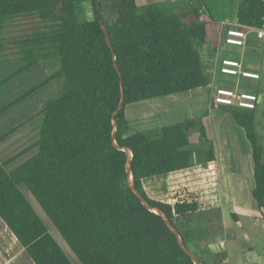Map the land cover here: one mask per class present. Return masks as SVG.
Returning <instances> with one entry per match:
<instances>
[{
  "label": "trees",
  "instance_id": "obj_1",
  "mask_svg": "<svg viewBox=\"0 0 264 264\" xmlns=\"http://www.w3.org/2000/svg\"><path fill=\"white\" fill-rule=\"evenodd\" d=\"M187 2V12L175 14L160 7L139 8L136 0H0V34L13 19L34 18L44 26L18 42L23 68L8 79L40 61L59 60L55 74L0 110L1 115L45 85L60 82L59 97L44 109L37 142L0 161V219L35 264L73 263L22 186L80 264H194L164 219L149 211L130 187L128 154L118 150L113 140L121 82L125 99L116 116V142L132 152L133 184L146 203L163 212L175 228L176 219L211 210L214 198L232 205L217 136L210 141L201 126L207 140L200 141L201 146L193 142L190 133L198 126L195 120L130 133V122L124 117L130 105L207 85L203 55L195 42L219 48L221 25L212 16L201 22L202 0ZM86 3L91 4L93 20L87 18ZM237 24L264 30V0H242ZM255 108L236 105L231 112L252 147V196L262 209L264 163L255 133ZM33 149L36 154L7 171ZM242 264H264V255L250 247L242 253Z\"/></svg>",
  "mask_w": 264,
  "mask_h": 264
},
{
  "label": "rangeland",
  "instance_id": "obj_2",
  "mask_svg": "<svg viewBox=\"0 0 264 264\" xmlns=\"http://www.w3.org/2000/svg\"><path fill=\"white\" fill-rule=\"evenodd\" d=\"M84 6L88 20H93L94 13L91 4L86 3ZM106 17L109 19L108 15H106ZM43 28L44 26L34 18L13 19L7 23L4 31L0 34V44L3 47L0 48L2 49L0 50V90L5 89L6 87L4 86L8 85L9 82L13 80H9L8 78H11L23 68V63L20 62L22 49L21 46L17 45L18 42L33 36L35 32L41 31ZM195 47L203 55V66L207 78V85L200 90L181 93L173 96V98L156 99L128 106L124 113V117L130 122L129 132L149 133L163 127L180 124L184 122L186 118L189 119V113L193 111L197 113L195 121L198 122V126L191 131L190 136L194 141H197L196 144L201 146L202 143L200 144V141L207 140L202 136L201 126L204 127L205 134L210 141L212 140L211 134L213 132L220 135V124L216 123L213 118L215 111L212 104L213 102L215 103L217 89L228 88L237 93L245 92L257 97V101L254 102L256 108L252 113L255 117L254 124L257 140L263 149L264 163V73L260 81L253 82L252 84H247L245 80L237 79L236 77H221L214 72L213 69L208 68L209 62H207V60L209 61V58L206 55V51L210 47L199 42H195ZM212 49L213 51L215 50L214 48ZM216 50H218V53L221 54L222 57L226 56L228 53L225 49V45L224 47L221 45ZM243 57L245 66L264 69V49L261 44L255 43L253 45H247L246 54L243 55ZM37 67L38 68L36 69L35 67V70L31 73L25 74L26 72H24V75H22V73L14 78L18 80L17 85H20L18 88H22V93L24 89L26 90V88L37 86L55 74L59 69V60L53 59L43 61L38 64ZM18 77H20V80L16 79ZM60 91V82H51L41 88L33 98L30 99L32 95L29 96V98L27 97L29 101L27 98L21 101L20 107H18L20 110H9L7 113L1 115L0 134L4 132L8 133L10 134L8 137L10 139L9 142H7L8 145H6L5 154L7 156L0 159V161H8V156L14 153L19 154V152H23L37 142L44 109L50 101L59 97ZM18 95L19 94H16L14 98ZM4 105H6L5 100L0 99V108ZM220 107L228 109V112L232 114L231 110L235 109L236 106L222 105ZM32 108L35 110H32ZM163 109L172 110L171 112L173 113L174 119L168 118L167 115L163 116ZM240 112L245 113V111ZM203 145L205 146L206 142ZM9 152L11 153L8 155ZM36 152L37 149L29 151L9 165L8 170L26 162L30 157L36 154ZM243 165L244 169L241 172L242 174L231 176L230 178L234 198L233 206H227L218 202L210 211L179 218L174 222L181 234H186L191 231L193 234L192 236H194L196 242L199 244L198 247L192 246L194 249L192 252L195 257L204 264H211L210 259L206 256L205 244L207 242L224 239L226 236H223L225 232H223L222 229L229 231L235 237L225 240L227 245L225 252L221 254L219 258L215 257L213 263L242 264L241 255L243 251L250 247L256 248L260 254L264 255V208H259L252 196L254 187V179L252 177L254 170L253 159H245ZM21 190L72 263L80 264L29 190L25 186H22ZM210 219L211 221L209 222H203ZM187 230L189 231L187 232ZM223 257L227 259V263ZM222 258L224 260H222Z\"/></svg>",
  "mask_w": 264,
  "mask_h": 264
},
{
  "label": "crops",
  "instance_id": "obj_3",
  "mask_svg": "<svg viewBox=\"0 0 264 264\" xmlns=\"http://www.w3.org/2000/svg\"><path fill=\"white\" fill-rule=\"evenodd\" d=\"M187 1H189V0H136V3H137L139 8L160 7V8H163V9H165L169 12L175 13V14H183V13L187 12L188 7L190 6L189 2H187ZM202 2H203L204 7L202 9L203 15H202L201 22L207 21L208 18L210 16H212L216 20V22L221 25V31H222L221 45H222V47H224V45H225V49L228 51L227 55L222 57L221 54L218 53V50L215 49L213 51V49L210 47L206 51V55L209 58V61L207 60V62H209L208 68L213 69L214 72L219 74V76H221V77H224V76L236 77L237 79L245 80L247 82V84H249V83L252 84L253 82L260 81L262 79L264 69L263 68L256 69L255 67L245 66V61H244L243 55L246 54V46L249 44L253 45L255 43H259V44H261V46L264 49V40H259L257 38L255 29H250L248 31L247 29L242 28L237 24L238 8H239V5L241 4L242 0H202ZM231 30L232 31H240V32H244L245 30L248 31V32H246L247 37L244 40L245 41L244 46H232V45L226 44V39L228 38L227 33H228V31H231ZM216 54L218 57L216 56ZM224 60L238 62L241 66V71L257 73L260 75V79H258V80L248 79V78H243L241 75H235L234 76V75L222 74L221 68L223 67L222 61H224ZM43 61H48V60H43ZM43 61H40L38 64H40ZM38 64L35 66L36 69L38 68L37 67ZM35 67L28 70V72L26 71L25 74H28V73H31L32 71H34ZM237 70H239V69H237ZM22 75H24V73ZM20 77H18L16 79H19ZM17 81L18 80L13 79L12 81L9 82L8 85L4 86V87H6L5 89L0 90V99L5 100V102H6V105L2 106L0 108V110H3L7 106L13 104L15 101H17L22 96L29 93L31 90H33L35 87L38 86V85L37 86L35 85L32 88H26V90L24 89L23 93H22V91H21L22 88H18V87H20V85H17ZM200 89H197V90H200ZM218 90L233 91V90L228 89V88H218L217 91ZM38 91L30 94L29 96L32 95L30 97V99L33 98L38 93ZM193 91H195V90H193ZM233 92H235V91H233ZM235 93L237 95H240V94L249 95L245 92H243V93L235 92ZM16 94H19V95L14 98V96ZM177 95H179V94H177ZM29 96H28V98H29ZM173 96H175V95H173ZM173 96H168V97H164V98H166V99L169 97L173 98ZM217 97H218V95L216 94L215 99ZM28 98H27V100H28ZM160 99H162V98H160ZM20 103H21V101L15 105H13L10 109H8V111L9 110H20L18 108V107H20ZM236 105H237V101L234 103L233 106H236ZM212 106H213V109L215 111V114H213V118L216 121V123L220 124L219 129L221 132H220V135L217 134L216 132H213L211 134V138L213 140L214 137L217 136L220 140L223 159H224V162H225L226 167H227L228 182H229V186H230V189L232 192V205H230V206H233L234 205V198H233V191H232V187H231V179L230 178H231V176L242 174L241 172L244 169L243 163L245 162V159H248V160L252 159V154H253L252 147H251L249 140L247 139V135H246L245 130L242 127L238 126L237 122L234 119V116L230 112H228V109L221 108L220 106H222V105L216 104L214 102H213ZM32 110H35V109L32 108ZM8 111H6L5 113H7ZM171 111L172 110L163 109L162 110L163 116L167 115L168 118L174 119L173 113ZM3 114H1V115H3ZM189 114H190L189 119L186 118L185 121L196 119L195 118V117H197L196 112L194 113L192 111ZM1 115H0V117H1ZM221 124H222V128H221ZM222 129H224V130H222ZM0 135H1L0 136V159H2V158H5L7 156L5 154L6 153V145H8L7 142H9L10 138H8V137L10 134L4 132ZM191 139L193 142L197 143V141H194L193 138H191ZM238 144H239V147H238ZM10 153L11 152H9L8 155ZM17 154L18 153H16V154L14 153L13 155L8 156L7 159H11L14 156H16ZM6 161H1V162L4 163ZM17 167H18V165L15 167H12L10 170H8V167L6 169L8 172H11ZM252 177L254 179V170L252 173ZM254 187H255V182H254ZM254 187H253V189H254ZM213 202H214V206L218 202L222 203L220 198H214ZM255 202H256V200H255ZM256 205L258 206L257 202H256ZM227 206H229V205H227ZM209 221H211V219L203 221V222H209ZM188 231L189 230H187V232ZM222 231L225 232L223 236H226V237H224V239H220V240L212 241V242H207L205 244L204 248L206 249V252H207L206 256L210 259L211 264H215V262L213 263L215 257L219 258V256L225 252V249L227 247L225 240L233 239L235 237L229 231H225V229H222ZM181 235L185 238L187 245H188V249L193 254L192 250H194V249L192 246L198 247V245H199L196 242L194 236H192L193 234L191 233V231H189L188 233H186V234L183 233ZM252 248H254V247H252ZM223 258L225 259V262L227 263V259L225 257H223ZM223 258H222V260H224ZM241 263H242V255H241ZM0 264H35L32 261V259L29 257V255L27 254L26 250L19 244V242L17 241L15 236L10 232L8 227L5 225V223L1 219H0Z\"/></svg>",
  "mask_w": 264,
  "mask_h": 264
},
{
  "label": "built area",
  "instance_id": "obj_4",
  "mask_svg": "<svg viewBox=\"0 0 264 264\" xmlns=\"http://www.w3.org/2000/svg\"><path fill=\"white\" fill-rule=\"evenodd\" d=\"M247 30H245L244 32L232 31V30L228 31L227 33L228 38L226 39V44L232 46H244L245 44L244 40L247 37V33H246ZM256 35L259 40H264V30H256ZM222 66H223L221 68L222 74H228L234 76L241 75L243 78H248V79H256V80L260 79V75L257 73L241 71V66L238 62L224 60L222 61ZM217 95L218 97L215 99V103L225 106H233L234 103L237 101V106L240 108L254 109L255 108L254 102L257 101L256 96L246 95V94L237 95L235 92L229 90H218Z\"/></svg>",
  "mask_w": 264,
  "mask_h": 264
},
{
  "label": "water",
  "instance_id": "obj_5",
  "mask_svg": "<svg viewBox=\"0 0 264 264\" xmlns=\"http://www.w3.org/2000/svg\"><path fill=\"white\" fill-rule=\"evenodd\" d=\"M103 31L105 33L106 36V42L108 44V46L110 47V49L113 51L112 49V44L108 35V30L105 26L102 27ZM113 55L114 52H113ZM115 68L118 70L119 72V67L118 65L115 63ZM120 74V72H119ZM121 76V75H120ZM121 91H122V97H121V101L119 103V106L117 108V110L115 111V113L113 114V126H114V132H113V140H114V144L115 147L120 150L125 152L126 154H128V161H127V170H128V174H129V179H130V187L132 189V191L134 192V194L137 196V198L143 203V205L151 212L159 215L160 217H162L164 219V221L166 222L167 226L169 227V229L175 234V236L177 237L179 244L181 246V248L183 249V251L192 259V261L194 262V264H201L198 259L190 252V250L188 249V247L184 244L180 233L178 232V230L173 226V224L170 222V220L168 219V217L161 212L158 209H153L151 208L146 201L144 200V198L141 196V194L138 192V190L136 189V187L133 184V178H132V169H131V159H132V152L129 148H124V147H120L117 142H116V130H117V121H116V116L117 114L122 110L123 106H124V99H125V92H124V86L123 83L121 82Z\"/></svg>",
  "mask_w": 264,
  "mask_h": 264
}]
</instances>
